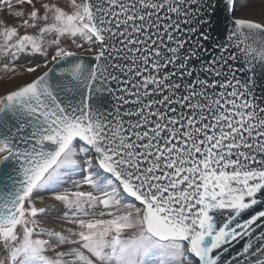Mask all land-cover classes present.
Listing matches in <instances>:
<instances>
[{"label":"snow or ice","instance_id":"1","mask_svg":"<svg viewBox=\"0 0 264 264\" xmlns=\"http://www.w3.org/2000/svg\"><path fill=\"white\" fill-rule=\"evenodd\" d=\"M0 264H264V0H0Z\"/></svg>","mask_w":264,"mask_h":264},{"label":"rangeland","instance_id":"2","mask_svg":"<svg viewBox=\"0 0 264 264\" xmlns=\"http://www.w3.org/2000/svg\"><path fill=\"white\" fill-rule=\"evenodd\" d=\"M254 12H255V14H256V16L258 18V13H259V7L258 6L254 9Z\"/></svg>","mask_w":264,"mask_h":264}]
</instances>
